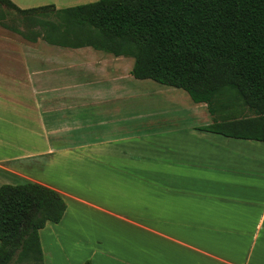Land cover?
<instances>
[{"label":"crops","instance_id":"crops-1","mask_svg":"<svg viewBox=\"0 0 264 264\" xmlns=\"http://www.w3.org/2000/svg\"><path fill=\"white\" fill-rule=\"evenodd\" d=\"M9 1L20 10L74 6ZM133 65L0 26V187L41 184L66 204L62 220L39 232L43 264H54L53 247L69 264L65 242L88 250L76 264H264V143L198 131L194 120L211 124L206 106L134 79ZM44 166H60L82 191L27 176ZM104 192L144 202L112 205Z\"/></svg>","mask_w":264,"mask_h":264},{"label":"trees","instance_id":"trees-1","mask_svg":"<svg viewBox=\"0 0 264 264\" xmlns=\"http://www.w3.org/2000/svg\"><path fill=\"white\" fill-rule=\"evenodd\" d=\"M2 8L15 11L23 29L9 25ZM0 26L30 43L132 58L134 79L206 106L211 124L198 131L264 143V0H98L30 10L0 0ZM224 92L253 117L226 113L229 105L218 101ZM65 211L59 193L41 184L1 186L0 264H43L39 232Z\"/></svg>","mask_w":264,"mask_h":264},{"label":"rangeland","instance_id":"rangeland-1","mask_svg":"<svg viewBox=\"0 0 264 264\" xmlns=\"http://www.w3.org/2000/svg\"><path fill=\"white\" fill-rule=\"evenodd\" d=\"M98 0H74L73 2V7L76 6H82V5H87V4H92V3H96ZM2 11L8 16L9 21L7 22L9 25L17 27L19 29L22 28L23 24L21 22V17L13 10H7L2 8ZM23 29V28H22ZM218 101H220L221 104L223 105H229L228 109L226 111V113L231 114L232 116H234L235 118H242V117H253L252 112H250L245 106H243V104H241L240 101H238L236 99V97H234L232 95V93H221L218 96ZM216 110V114H215V118L217 120L220 119V113L218 111L217 108H215ZM195 123H197V126H206V121L204 120H194ZM241 152L243 153V155L247 156V151H243L241 150ZM258 154H264V150L261 148L257 149ZM256 157H260L258 155H254ZM242 157V156H241ZM47 159L44 158V161H46ZM60 166L54 167L53 169H51V166H44V169L39 172H28L27 176L35 181L38 182H42V183H48V184H54V185H58L61 188L64 189H68L69 191L75 193V192H81L82 189L78 186V181H75L74 178L72 179H66V177L62 174L61 169H59ZM11 184H3V185H23L25 183H27L26 181L23 180H18V179H14V180H10ZM1 185V186H3ZM74 190V191H73ZM114 192H104V201L106 203L115 205L116 202L124 204V202L126 201H130V200H138L139 202H144V198L139 197V198H134V197H130V196H120V195H115ZM113 194V195H112ZM70 206H71V212H70V216H77V209H76V205L74 202H72L71 200L67 199L66 200ZM66 226V225H65ZM65 229V236L68 233V236L72 237L73 240H75L74 235L71 233V228L70 227H64ZM61 235L62 232H58ZM59 240H61V238H59ZM44 247L45 249H47V242L48 239L44 238ZM61 244V242H60ZM78 245V244H77ZM81 246V245H80ZM55 249V251H57V256L53 255L54 258V264H68L66 259H63V253L60 251V249L53 247V250ZM63 251L65 253H67L70 257H68L67 255H64L65 258H67L70 263L69 264H76L77 262H79L81 260V258L85 257L87 254L86 249L84 248H77L76 246H74L73 243H66L64 244V248ZM46 261L48 260V258L46 257L45 259ZM87 262V261H85ZM83 262V264L85 263ZM90 262V261H89Z\"/></svg>","mask_w":264,"mask_h":264}]
</instances>
